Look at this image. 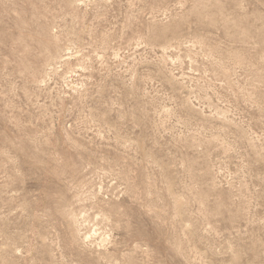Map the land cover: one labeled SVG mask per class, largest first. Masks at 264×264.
Listing matches in <instances>:
<instances>
[{"label":"rangeland","instance_id":"obj_1","mask_svg":"<svg viewBox=\"0 0 264 264\" xmlns=\"http://www.w3.org/2000/svg\"><path fill=\"white\" fill-rule=\"evenodd\" d=\"M0 264H264V0H0Z\"/></svg>","mask_w":264,"mask_h":264}]
</instances>
